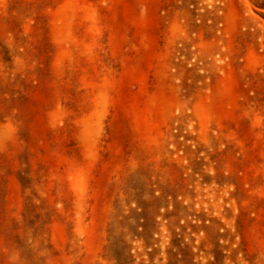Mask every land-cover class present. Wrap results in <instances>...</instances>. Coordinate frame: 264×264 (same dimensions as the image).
Here are the masks:
<instances>
[{"label":"rangeland","instance_id":"rangeland-1","mask_svg":"<svg viewBox=\"0 0 264 264\" xmlns=\"http://www.w3.org/2000/svg\"><path fill=\"white\" fill-rule=\"evenodd\" d=\"M0 264H264V0H0Z\"/></svg>","mask_w":264,"mask_h":264}]
</instances>
